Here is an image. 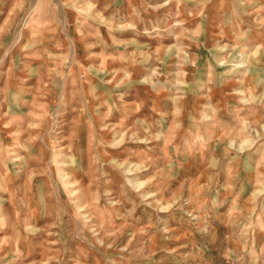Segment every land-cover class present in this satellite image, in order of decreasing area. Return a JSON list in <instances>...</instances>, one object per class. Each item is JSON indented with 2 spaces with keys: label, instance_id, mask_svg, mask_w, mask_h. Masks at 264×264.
I'll return each instance as SVG.
<instances>
[{
  "label": "rangeland",
  "instance_id": "obj_1",
  "mask_svg": "<svg viewBox=\"0 0 264 264\" xmlns=\"http://www.w3.org/2000/svg\"><path fill=\"white\" fill-rule=\"evenodd\" d=\"M0 264H264V0H0Z\"/></svg>",
  "mask_w": 264,
  "mask_h": 264
},
{
  "label": "crops",
  "instance_id": "obj_2",
  "mask_svg": "<svg viewBox=\"0 0 264 264\" xmlns=\"http://www.w3.org/2000/svg\"><path fill=\"white\" fill-rule=\"evenodd\" d=\"M263 61V60H262ZM241 263H243V262H241Z\"/></svg>",
  "mask_w": 264,
  "mask_h": 264
},
{
  "label": "bare ground",
  "instance_id": "obj_3",
  "mask_svg": "<svg viewBox=\"0 0 264 264\" xmlns=\"http://www.w3.org/2000/svg\"><path fill=\"white\" fill-rule=\"evenodd\" d=\"M259 60V59H258Z\"/></svg>",
  "mask_w": 264,
  "mask_h": 264
}]
</instances>
